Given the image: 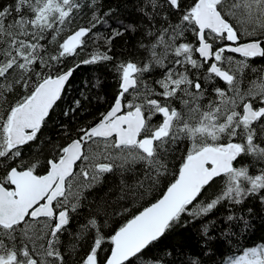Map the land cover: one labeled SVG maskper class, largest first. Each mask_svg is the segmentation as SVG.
<instances>
[{"label":"snow or ice","instance_id":"snow-or-ice-1","mask_svg":"<svg viewBox=\"0 0 264 264\" xmlns=\"http://www.w3.org/2000/svg\"><path fill=\"white\" fill-rule=\"evenodd\" d=\"M134 10L139 22L126 24L102 0L0 5V264H177L174 246L148 253L218 207L264 204V67L250 64L264 58V0H137ZM126 33L140 34L141 58L115 62ZM89 42L97 50L69 67ZM108 64L118 83L110 106L79 128L61 125L64 143L41 141L74 73ZM73 104L65 116L80 110ZM34 145L37 158L26 159ZM109 175L116 198L71 231ZM211 223L201 227L208 240ZM228 264H264V243Z\"/></svg>","mask_w":264,"mask_h":264},{"label":"trees","instance_id":"trees-1","mask_svg":"<svg viewBox=\"0 0 264 264\" xmlns=\"http://www.w3.org/2000/svg\"><path fill=\"white\" fill-rule=\"evenodd\" d=\"M11 2L12 0H0V5H7ZM136 3L137 0H102L103 10L106 11L109 7L117 8L120 12L119 18L126 24L139 22L134 10ZM87 19L85 17L78 20L70 28H66L65 34L70 33L77 24L86 23ZM99 31L103 32L104 29L101 28ZM139 39V33H126L123 37L117 38L112 45L111 53L115 57V62L132 58L133 54L136 55V58H141V54L137 52ZM98 45L99 42H89L78 56L68 61V66L71 67L81 60L87 59L93 51L97 50ZM99 50L102 51L103 48L100 47ZM250 64L253 68L260 69L264 67V58H255L250 61ZM111 69L112 64L107 66L82 65L74 73L70 83L66 86L63 99L58 102L51 119L43 129L40 137L41 141H46L50 138L55 144L64 143L65 138L60 132L61 125H66L73 129L79 128L86 122H92L110 106L118 90L117 79ZM248 77L249 79H254L255 74L249 72ZM97 80L101 82L100 87L95 86ZM218 86L226 87L222 82ZM85 96L88 97L87 100L84 99ZM77 99L81 100L80 110L74 116L71 114L65 116L64 113L74 107L73 101ZM50 147V145L45 144L44 152L40 153L38 158L43 160L44 156L48 155ZM185 147L186 145L182 144L174 156L170 157V168L173 170L178 167L179 158L184 154ZM25 151L28 153L25 157L26 159L29 156L34 159L37 158L38 150L35 145L31 152H28L27 149ZM239 163L248 164L250 163V158L242 159ZM136 171H141L139 166L136 167ZM118 182V176L109 175L103 184L86 193L87 199L83 202V210L73 220L70 226L71 231H76L79 224L84 223L90 217V213L101 210L106 202H111L116 198L114 190ZM129 182H133L131 177ZM161 187H163V183ZM214 190L210 189L209 195ZM249 208L252 209L251 212L248 211ZM230 212L236 216H243L244 220L228 221L226 217ZM114 219L118 220L119 217ZM211 221H214V223L209 225V233L212 239L208 240L202 236L201 227L202 224ZM244 221H247V225H245ZM109 225L114 226L111 220ZM107 230L105 229V231ZM73 243L75 241L70 237H65L66 246L70 248ZM259 243H264V204H261L257 197H250L242 205H237L234 208H229L228 205L218 207L206 219L191 223L187 229H177L167 240L152 248L148 255H156L162 248L174 246L179 253L177 264H183L189 258H198L201 264H228L229 259L241 255L243 249ZM104 247L107 248L108 245L105 244Z\"/></svg>","mask_w":264,"mask_h":264},{"label":"flooded vegetation","instance_id":"flooded-vegetation-1","mask_svg":"<svg viewBox=\"0 0 264 264\" xmlns=\"http://www.w3.org/2000/svg\"><path fill=\"white\" fill-rule=\"evenodd\" d=\"M240 57L237 56V59H239Z\"/></svg>","mask_w":264,"mask_h":264}]
</instances>
